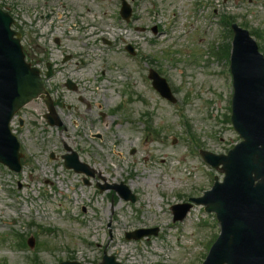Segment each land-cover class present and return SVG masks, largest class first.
I'll return each mask as SVG.
<instances>
[{
  "label": "rangeland",
  "instance_id": "obj_1",
  "mask_svg": "<svg viewBox=\"0 0 264 264\" xmlns=\"http://www.w3.org/2000/svg\"><path fill=\"white\" fill-rule=\"evenodd\" d=\"M128 1L130 22L119 14L120 0L1 2L46 32L60 69L50 83L65 127L49 126L38 101L21 111L23 126L15 121L26 160L20 173L0 164V264H99L104 252L123 264H201L219 234L202 205L178 222L172 206L221 177L200 149L221 154L240 141L229 117V55L219 53L232 34L221 17L257 31L264 47V0ZM33 43L23 38L40 52ZM150 67L168 79L176 102L153 88ZM67 77L79 83L76 90L64 85ZM66 145L94 169L87 183L65 167ZM121 181L137 201L98 187ZM156 227L157 235L126 238ZM21 236H34V247H22Z\"/></svg>",
  "mask_w": 264,
  "mask_h": 264
},
{
  "label": "water",
  "instance_id": "obj_2",
  "mask_svg": "<svg viewBox=\"0 0 264 264\" xmlns=\"http://www.w3.org/2000/svg\"><path fill=\"white\" fill-rule=\"evenodd\" d=\"M11 22L9 15L0 9V159L9 165L19 160L18 146L10 133L9 121L20 107L44 92L37 70L24 61L19 38L14 37L15 32L10 28ZM246 34L236 30L232 57V68L236 69L237 98L234 100L232 119L245 141L228 157H222L225 182L211 193L206 202L207 208L217 212L224 226V232L214 244L206 264H255L250 241L238 237L236 231L247 224L251 233H264V198L256 196L264 191V146L253 145L249 135L251 132L257 133L264 140V94L258 89L264 86V72H258L262 63L249 51L257 57ZM245 60L248 69L242 68ZM249 110L259 115V119L252 120L253 114ZM237 178L244 181L243 189ZM241 207L243 215L247 214L246 223L243 222L244 217L238 215ZM261 246L264 250V240ZM102 264L117 263L106 260Z\"/></svg>",
  "mask_w": 264,
  "mask_h": 264
},
{
  "label": "bare ground",
  "instance_id": "obj_3",
  "mask_svg": "<svg viewBox=\"0 0 264 264\" xmlns=\"http://www.w3.org/2000/svg\"><path fill=\"white\" fill-rule=\"evenodd\" d=\"M244 64H245V66L242 67V68L246 69L245 68L246 67V60H245ZM260 71L261 70H258V72H260ZM258 89L260 91H262V93L264 94V86L258 87ZM249 111L251 112V114H253L251 116L252 120L256 121V119H259V117H260L259 115L254 114V112L252 110H249ZM249 135L252 137V144L253 145L255 144L256 147H258V145L264 146V140L262 139V137L260 135H258L257 133H253V132H251ZM236 181L237 182L239 181L238 178H237ZM237 185L238 184L232 185V186H237ZM239 186H240V188L243 189L244 181H239ZM256 196L264 198V191L261 192L260 194H257ZM232 204H234V201H233ZM238 215L241 216V217L243 216L244 219H245L243 222L246 223L247 219L245 217L247 216V214H246V216L243 215L242 207H241V212ZM242 228L243 229H240V228L237 229V231H236L237 236L238 237H243L246 240L250 241V244H249L251 246L250 249L253 250L254 258H256L255 259V264H264V250H263V248L261 246V242H262V240H264V238H263L264 237V233H255V232L251 233L249 231L250 228H249V226L247 224L245 226H242ZM255 234H257V235H255Z\"/></svg>",
  "mask_w": 264,
  "mask_h": 264
}]
</instances>
